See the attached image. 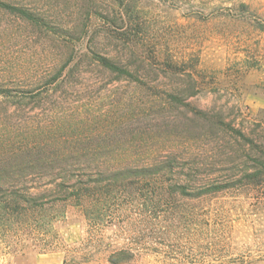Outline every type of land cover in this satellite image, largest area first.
<instances>
[{"label": "rangeland", "instance_id": "obj_1", "mask_svg": "<svg viewBox=\"0 0 264 264\" xmlns=\"http://www.w3.org/2000/svg\"><path fill=\"white\" fill-rule=\"evenodd\" d=\"M0 1L39 19L0 5V87L11 88L0 95V161L34 165L8 172L50 193L44 177L165 163V181L192 193L175 194L176 205L199 221L208 213L219 241L217 256L191 262L207 253L203 237L172 234L165 249L181 258L169 263L264 264V186L233 184L264 150V0ZM213 184L221 188L199 194ZM57 210L55 232L78 246L91 222L71 206L48 217ZM147 230L113 226L105 236ZM35 238L0 242V264H63L62 250L40 251ZM93 251L88 264H110L103 243ZM138 253L130 264H163Z\"/></svg>", "mask_w": 264, "mask_h": 264}, {"label": "trees", "instance_id": "obj_2", "mask_svg": "<svg viewBox=\"0 0 264 264\" xmlns=\"http://www.w3.org/2000/svg\"><path fill=\"white\" fill-rule=\"evenodd\" d=\"M0 5L26 19L36 22L39 20L33 12L24 7L4 1H0ZM97 59L103 67L111 71L126 72L107 57L99 56ZM10 90L9 87H0V95H5ZM104 165L105 163L97 174H87L86 179L81 176L73 180L66 176L40 178L46 186H52L47 187L50 192L47 193L32 186L39 178L7 171L11 168L19 171L34 165L0 161V242L7 246L9 238L11 240L15 237L19 239L25 235H35V246L39 247L40 251L64 252L63 264H88L93 259V250L102 243L103 252H107L105 258L110 264H130L138 260V250L141 248L157 255L159 262L171 264L169 260H179L181 254L175 252L173 257L168 254L165 249L168 246V237L180 233L188 240H193L194 235H201L205 241L203 249L207 253L198 259L199 261L196 257H187L191 258V262L204 263L213 254L217 256L218 234L213 228L210 215L206 213L204 221H199L194 209L184 210L176 205L175 194L192 193L188 191L186 184L165 181V168L169 169V165ZM233 184L242 189L264 186V150L256 156L255 165L245 170ZM219 188V185L213 184L208 188L199 189L198 192L201 194ZM67 206L80 209L91 222L88 223L91 231L81 239L78 246L63 244L54 230V223L65 214L59 213L58 210L50 218L47 214L50 209ZM113 226L119 227L123 233L131 227H146L148 234L129 237L123 242L107 241L105 230ZM102 231L103 239L100 236ZM158 238L163 240L158 241ZM261 249L264 251V244ZM260 256L264 258V254Z\"/></svg>", "mask_w": 264, "mask_h": 264}]
</instances>
